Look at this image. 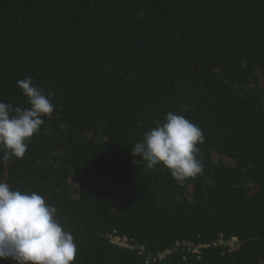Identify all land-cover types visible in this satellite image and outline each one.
<instances>
[{
    "label": "trees",
    "instance_id": "obj_1",
    "mask_svg": "<svg viewBox=\"0 0 264 264\" xmlns=\"http://www.w3.org/2000/svg\"><path fill=\"white\" fill-rule=\"evenodd\" d=\"M27 77L56 108L0 181L56 207L74 264H264V0H0V101ZM168 112L203 130L184 182L131 155Z\"/></svg>",
    "mask_w": 264,
    "mask_h": 264
},
{
    "label": "clouds",
    "instance_id": "obj_2",
    "mask_svg": "<svg viewBox=\"0 0 264 264\" xmlns=\"http://www.w3.org/2000/svg\"><path fill=\"white\" fill-rule=\"evenodd\" d=\"M27 97L29 107H14L0 101V159L24 157L27 141L39 131L56 108L51 102L54 93L32 84L27 77L17 81ZM203 130L185 116L165 114L158 123L143 133V140L131 149L133 162L149 169L158 164L170 170L178 182L203 172L198 159V145L203 143ZM77 245L57 217V209L36 191L10 188L0 181V259L14 264H74Z\"/></svg>",
    "mask_w": 264,
    "mask_h": 264
},
{
    "label": "built area",
    "instance_id": "obj_3",
    "mask_svg": "<svg viewBox=\"0 0 264 264\" xmlns=\"http://www.w3.org/2000/svg\"><path fill=\"white\" fill-rule=\"evenodd\" d=\"M111 239H112V242L114 244H117V245L122 246V247H131L130 244H129L128 238L125 237V236H120L118 234H113V235H111ZM231 244L233 245V243H230V245ZM195 251H198V250H195ZM166 252H169V251H166Z\"/></svg>",
    "mask_w": 264,
    "mask_h": 264
}]
</instances>
